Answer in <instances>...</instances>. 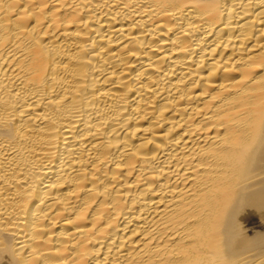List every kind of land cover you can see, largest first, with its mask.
I'll use <instances>...</instances> for the list:
<instances>
[{"label": "bare ground", "instance_id": "6f19581e", "mask_svg": "<svg viewBox=\"0 0 264 264\" xmlns=\"http://www.w3.org/2000/svg\"><path fill=\"white\" fill-rule=\"evenodd\" d=\"M0 264H264V0H0Z\"/></svg>", "mask_w": 264, "mask_h": 264}]
</instances>
